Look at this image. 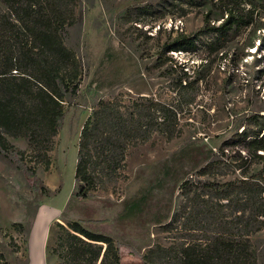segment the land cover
I'll return each instance as SVG.
<instances>
[{
  "label": "rangeland",
  "instance_id": "rangeland-1",
  "mask_svg": "<svg viewBox=\"0 0 264 264\" xmlns=\"http://www.w3.org/2000/svg\"><path fill=\"white\" fill-rule=\"evenodd\" d=\"M230 10L240 18L250 12L251 22L234 27L218 44L202 37L204 44L194 53H164V44L178 34L220 26ZM65 44L81 62L82 80L77 97L65 105L50 167L36 165L28 156L41 182L39 191L0 158V242L8 263H27V232L40 208L47 214L60 210L52 224L47 264L61 262L53 252L57 224L81 222L92 232L110 236L119 246L121 264H146L145 256L156 247L204 239L203 231H186L183 219L172 222L188 204V196L202 192L208 182L222 184L256 174L264 166L236 141L242 125L255 129L251 116L264 114V0H77L76 23ZM182 79L199 87L196 104L182 121V135L167 141L156 134L149 143L131 148L123 178L101 182L91 200L74 198L81 132L99 101L122 97L129 104L150 95L168 102L174 95L170 87ZM7 139L29 150L26 139ZM208 165L213 173L204 175ZM41 185L60 191L46 196ZM133 201H140L142 208L127 210ZM250 240L257 264H264V229Z\"/></svg>",
  "mask_w": 264,
  "mask_h": 264
},
{
  "label": "trees",
  "instance_id": "trees-1",
  "mask_svg": "<svg viewBox=\"0 0 264 264\" xmlns=\"http://www.w3.org/2000/svg\"><path fill=\"white\" fill-rule=\"evenodd\" d=\"M246 2L255 4L256 0ZM76 5L77 0H0V158L32 180L35 192L41 182L28 156L31 154L36 165L50 167L65 105L80 90L83 68L65 44V35L76 23ZM249 14L240 18L230 10L222 25L178 34L164 44L163 51L194 53L204 44L202 37L208 36L213 38L212 44H218L234 27L249 24ZM198 88L182 79L177 87H170L174 95L168 102L150 95L129 104L122 97L101 99L81 132L73 197L91 200L101 182L123 178L128 151L149 143L154 135L167 141L180 137L182 121L196 104ZM250 120L255 129L242 125L236 141L264 164V155L259 154L264 152V114H254ZM7 136L26 139L29 150L14 146ZM202 173L211 175V165ZM188 184L184 182L186 187ZM40 191L51 196L60 188L52 192L41 185ZM142 206L133 201L127 210ZM182 219L186 231H203L204 239L156 247L145 256L146 264H257L250 236L264 229V166L260 172L236 180L206 183L202 192L188 196V204L172 222ZM57 226L60 232L53 252L60 264H121L119 246L110 236L92 232L81 222ZM2 246L0 242V264H9ZM15 248L19 252L20 246Z\"/></svg>",
  "mask_w": 264,
  "mask_h": 264
},
{
  "label": "crops",
  "instance_id": "crops-1",
  "mask_svg": "<svg viewBox=\"0 0 264 264\" xmlns=\"http://www.w3.org/2000/svg\"><path fill=\"white\" fill-rule=\"evenodd\" d=\"M59 214L60 210L51 214L43 212L41 208L38 210L28 238L29 264H47L52 224Z\"/></svg>",
  "mask_w": 264,
  "mask_h": 264
}]
</instances>
